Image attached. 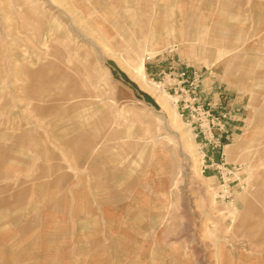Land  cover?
<instances>
[{"label":"rangeland","instance_id":"rangeland-1","mask_svg":"<svg viewBox=\"0 0 264 264\" xmlns=\"http://www.w3.org/2000/svg\"><path fill=\"white\" fill-rule=\"evenodd\" d=\"M183 69L243 108L220 168ZM0 264H264V0H0Z\"/></svg>","mask_w":264,"mask_h":264},{"label":"built area","instance_id":"built-area-1","mask_svg":"<svg viewBox=\"0 0 264 264\" xmlns=\"http://www.w3.org/2000/svg\"><path fill=\"white\" fill-rule=\"evenodd\" d=\"M168 77L173 79L176 94L184 98L182 113L187 114L192 120L191 126L195 125L198 131L196 139L201 140L203 148H221V137L226 133V114L216 116L211 109L205 108L198 103L196 91L201 83L202 76L199 72L191 73L188 70L171 72ZM191 91L193 93L191 94ZM195 95V96H194Z\"/></svg>","mask_w":264,"mask_h":264},{"label":"crops","instance_id":"crops-1","mask_svg":"<svg viewBox=\"0 0 264 264\" xmlns=\"http://www.w3.org/2000/svg\"><path fill=\"white\" fill-rule=\"evenodd\" d=\"M177 71H180V70H177ZM162 73H165V70ZM157 75H159V74H157ZM160 75H161V73H160ZM202 84H203L201 86L202 88L200 87L199 90H197V92H196V97L198 98V103L200 105H203L207 109H211L212 112L216 116H218L220 114H226L227 116H229V120L231 119V121L233 123L236 120H238L236 123L241 122V118L238 116L239 115L243 116V113H241V110L243 111V108L240 109L238 107H235V104L231 105L230 103H226L225 100H227V99L225 98L226 97L225 94H219V93H217V88H215V87L213 88V85H215V84L211 85L210 88H206V85L203 83V81H202ZM239 112H240V114H239ZM228 124H227L228 125L227 132H226V134H224L222 136V139H221V148L220 149H213L211 147L207 148V153L211 152L210 149L212 151L219 150V152L216 151L215 153H212V156L214 159L212 157L209 159L213 163L212 167L217 166L216 162L217 163L223 162V159H222L223 154L220 152V150H223V152H224V148L227 147L225 145V143L230 141L231 137L234 135V131L239 129L238 127H236L235 124H234L235 126L229 122H228ZM217 168H220V167L217 166Z\"/></svg>","mask_w":264,"mask_h":264},{"label":"bare ground","instance_id":"bare-ground-1","mask_svg":"<svg viewBox=\"0 0 264 264\" xmlns=\"http://www.w3.org/2000/svg\"><path fill=\"white\" fill-rule=\"evenodd\" d=\"M73 7V6H72ZM73 22V21H72ZM59 27V26H58ZM70 27V26H69ZM68 29V28H67ZM78 31V30H77ZM78 33L81 35V33L78 31ZM84 37V35H83ZM82 38V35L81 37ZM85 39V37H84ZM88 40V39H86ZM89 43V42H88ZM95 43V42H94ZM96 47V46H95ZM99 50V49H98ZM136 53V52H135ZM157 52L155 51H150L148 50L147 47H145V49L142 52V55H137V60H133L132 58L127 60L129 63L134 64L137 68V76L135 77V79L139 80V82H141V84L143 86H145L148 89L153 90L155 93H157L159 95L160 98V102L163 105V108L171 115V116H175L176 117V108H177V103H178V99L174 98L173 96L167 94L163 89L162 86L158 83H149V79L147 77L146 74V68H147V59L149 58L150 55H154ZM115 54V53H114ZM138 54V53H137ZM117 55V54H116ZM122 56V55H121ZM135 68V67H134ZM3 73V72H2ZM177 121V120H176ZM181 121H177V125L182 126ZM183 124V123H182ZM183 129V128H182ZM193 135L191 134V132H187L183 134V137L191 140L194 137H192ZM191 144V143H190ZM188 149H190V147H187ZM192 148V147H191ZM106 240V239H105ZM108 243V242H107Z\"/></svg>","mask_w":264,"mask_h":264},{"label":"trees","instance_id":"trees-1","mask_svg":"<svg viewBox=\"0 0 264 264\" xmlns=\"http://www.w3.org/2000/svg\"><path fill=\"white\" fill-rule=\"evenodd\" d=\"M145 99L148 100V101H151V99L149 97H147V96L145 97Z\"/></svg>","mask_w":264,"mask_h":264}]
</instances>
